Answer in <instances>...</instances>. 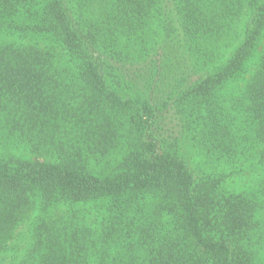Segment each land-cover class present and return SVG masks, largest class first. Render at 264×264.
Instances as JSON below:
<instances>
[{
    "label": "trees",
    "instance_id": "obj_1",
    "mask_svg": "<svg viewBox=\"0 0 264 264\" xmlns=\"http://www.w3.org/2000/svg\"><path fill=\"white\" fill-rule=\"evenodd\" d=\"M0 264H264V0H0Z\"/></svg>",
    "mask_w": 264,
    "mask_h": 264
},
{
    "label": "rangeland",
    "instance_id": "obj_2",
    "mask_svg": "<svg viewBox=\"0 0 264 264\" xmlns=\"http://www.w3.org/2000/svg\"><path fill=\"white\" fill-rule=\"evenodd\" d=\"M157 25H158V23L153 25L152 28L155 29L157 27ZM192 151L195 152L193 149H191L190 154L187 153L189 160H190V155H191ZM189 162L191 163V160ZM202 162H203V158L201 156H199L198 157V164L196 166L197 167H203L200 164ZM262 173H263V169L258 168V166H256V165H254V167L243 166V168L240 172H238L236 175H233L229 179H226L224 184L228 188L229 191H233V192H240V191L245 192L248 190H254V191L256 190L257 191L258 187L260 185L261 179H262ZM50 213H56V212H50ZM92 216H93V213L91 214L90 217H92ZM17 240L22 241L23 243L26 242V240H24L22 237L17 239Z\"/></svg>",
    "mask_w": 264,
    "mask_h": 264
}]
</instances>
